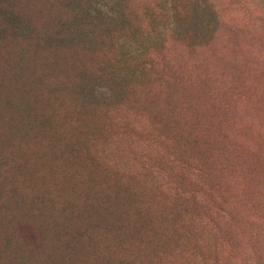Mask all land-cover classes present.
Returning <instances> with one entry per match:
<instances>
[{
    "label": "rangeland",
    "instance_id": "rangeland-1",
    "mask_svg": "<svg viewBox=\"0 0 264 264\" xmlns=\"http://www.w3.org/2000/svg\"><path fill=\"white\" fill-rule=\"evenodd\" d=\"M7 2L2 172L25 159L20 196L72 204L75 251L52 219H14L1 264H264V0H19L22 18ZM175 187L195 200L181 217ZM145 203L174 238L130 263Z\"/></svg>",
    "mask_w": 264,
    "mask_h": 264
},
{
    "label": "trees",
    "instance_id": "trees-1",
    "mask_svg": "<svg viewBox=\"0 0 264 264\" xmlns=\"http://www.w3.org/2000/svg\"><path fill=\"white\" fill-rule=\"evenodd\" d=\"M7 5L9 9L18 17L22 18L20 13L22 14V7L20 5L19 0H8ZM29 24H32L31 20H26ZM46 24V23H45ZM12 37V36H11ZM14 38V37H13ZM13 40V39H12ZM50 158V157H47ZM9 157L2 156L0 157V236H2L4 233L7 232V229L9 226L13 224V220L16 219V222L18 221L19 224L21 223H27L30 225L32 220L34 218H41V216H44L45 218L52 219V225L51 229H55L57 236L62 237V241H59V244L62 245V247L68 252L75 251L73 244H75V241H69L66 240L63 241V238H65V235L68 234L69 230V217H73L72 213V204L68 205V203H63L61 200L59 204V208L57 210V213L53 210H51V207L53 206L55 208V199L59 197L61 199V196L46 193V194H38L34 191H30L27 195L20 196V194L17 192L16 185H19V182H30L31 180H34V175L31 173L23 174L22 171L27 168V160L25 159H19L18 161H14V163L10 167H14L17 171L15 172V177L12 180L10 176H7V174H10V172H2L5 169H2L4 166L7 165V162L9 161ZM52 159V158H50ZM57 175H63V172L61 168L56 169V172H53ZM28 175L25 179L24 177ZM42 178V177H40ZM169 184L172 183L169 181ZM166 185V184H165ZM163 185V190L167 187ZM20 186V185H19ZM22 187V186H21ZM23 188V187H22ZM176 192H173L171 195L168 194L167 199L174 198L176 200V203L173 207V211L179 215L180 217L184 214L189 213V202H194L195 200H192V194L190 195L188 192H177V187L174 188ZM168 190V189H165ZM162 191L164 194L166 191ZM31 193H34V195H31ZM31 195V196H30ZM133 195V194H132ZM107 202L101 201V206H105ZM67 206V207H64ZM85 209H95L93 206L87 207L85 206ZM96 207L98 205L96 204ZM152 206L151 204H140L135 209L137 218L142 221V224L139 228H136L134 225L133 231H134V237L131 238L132 242L134 241L135 244V251H132L131 257L134 260H130L133 263H135L136 258L141 257L144 255V253L141 250H145L149 246L150 240L157 239L160 242L165 241L167 238H174V234L170 233L167 234L166 228L168 221L165 217V209L159 208L157 212L156 217H152L149 213V210H151ZM128 210L129 207H126ZM132 209V208H131ZM55 212V218H53V214ZM89 210H87V214H89ZM46 214V215H44ZM48 216V217H46ZM69 216V217H68ZM77 218H79L77 216ZM168 218V217H167ZM103 220V219H102ZM98 216L94 218L93 223L90 224H98L102 221ZM102 223V222H101ZM138 225V224H137ZM29 228V226H27ZM3 230V232H2ZM49 231V227L47 224V227L45 225V229L43 231H39L40 234H43L44 231ZM124 231L120 228H117L115 234L117 237H119ZM144 237H140V236ZM44 236V235H42ZM81 236V234H80ZM87 238L93 237L92 231L89 232L88 235H86ZM82 237V236H81ZM41 237H39L40 239ZM38 237H35V242L39 241ZM143 240H147V242H144ZM133 245V244H132ZM1 254H3V257L0 259V264L4 259H8L9 257L13 256L9 255V237L8 235L1 238ZM0 254V257H1ZM71 254V253H70ZM123 259H126V256L124 255L122 257ZM11 261V260H10Z\"/></svg>",
    "mask_w": 264,
    "mask_h": 264
}]
</instances>
